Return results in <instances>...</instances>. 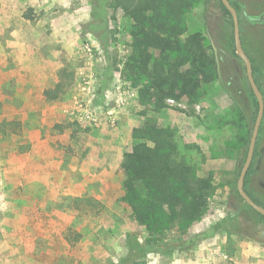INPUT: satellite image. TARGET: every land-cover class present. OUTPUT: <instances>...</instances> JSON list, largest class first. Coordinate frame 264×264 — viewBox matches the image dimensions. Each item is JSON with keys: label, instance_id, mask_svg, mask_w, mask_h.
<instances>
[{"label": "rangeland", "instance_id": "obj_1", "mask_svg": "<svg viewBox=\"0 0 264 264\" xmlns=\"http://www.w3.org/2000/svg\"><path fill=\"white\" fill-rule=\"evenodd\" d=\"M230 1L264 15V0ZM125 5L0 0V264H110L125 254L127 233L144 240L122 163L146 141L147 123L168 129L174 159L210 176L212 188L190 238L177 242L180 224L169 223L170 247L141 264H264V219L236 189L258 108L219 0H195L182 35L202 36L217 73L195 99H173L178 106L167 97L161 108L143 92L145 80L124 74L135 24ZM239 19L264 97V20ZM246 181L264 204V115ZM229 214L238 230L221 226Z\"/></svg>", "mask_w": 264, "mask_h": 264}, {"label": "trees", "instance_id": "obj_2", "mask_svg": "<svg viewBox=\"0 0 264 264\" xmlns=\"http://www.w3.org/2000/svg\"><path fill=\"white\" fill-rule=\"evenodd\" d=\"M123 1L125 9L135 20L133 54L129 57L124 74L129 79L145 80L143 92L152 97L149 101L157 104V108L164 107L167 97L195 99L201 85L217 73L215 59L208 52L202 36L193 33L182 38L185 13L195 0H118L120 3ZM219 2L220 11L231 28L230 44L234 45L232 15L221 0ZM231 4L240 17L246 19L244 7L237 1ZM153 52L156 54L153 55ZM249 90L254 96L250 85ZM57 91L58 88L52 91L45 89V99H54ZM255 104L258 108L257 100ZM142 133L146 141L135 145L124 156L122 168L126 178L123 185L126 202L149 233L144 240L134 233H127L125 254L110 264H141L149 252H159L162 246L170 247L172 243L164 240L169 223L180 224L182 233L177 242L190 238L188 228L202 219L207 209L211 177L199 178L190 166L174 159L176 147L168 129L147 123ZM252 199L263 205L256 198ZM257 214L264 219V216ZM220 224L231 232L239 229L240 222L237 215L229 214ZM79 237V233L75 234V238Z\"/></svg>", "mask_w": 264, "mask_h": 264}, {"label": "water", "instance_id": "obj_3", "mask_svg": "<svg viewBox=\"0 0 264 264\" xmlns=\"http://www.w3.org/2000/svg\"><path fill=\"white\" fill-rule=\"evenodd\" d=\"M221 2L224 4V6L229 10V12L232 15L233 19V35H234V45H235V52L236 55L243 61L244 66H245V71H246V76L248 79V82L250 84V87L254 93V96L257 100L258 103V109H257V114L251 134V138L249 141V146H248V151H247V156L245 159V162L240 170V174L237 180V190L241 197L247 202V204L253 208L257 213L261 214L264 216V207L257 204L254 202L250 196L246 193L244 190V180L246 173L248 171V168L250 166L253 153H254V148H255V143L256 139L258 136L259 132V127L263 118L264 114V99L263 95L255 81V78L253 76V67L250 58L247 56L246 52L244 51L242 41H241V33H240V24H239V16L237 13V10L235 7L230 3L229 0H221ZM249 20L256 21V22H261L264 19V16H258V17H252L248 16Z\"/></svg>", "mask_w": 264, "mask_h": 264}, {"label": "flooded vegetation", "instance_id": "obj_4", "mask_svg": "<svg viewBox=\"0 0 264 264\" xmlns=\"http://www.w3.org/2000/svg\"><path fill=\"white\" fill-rule=\"evenodd\" d=\"M230 1V0H229ZM232 2V1H231ZM230 2V3H231ZM243 12H244V15L246 16V21H248V22H255V23H260V22H256V21H252V20H249L248 19V16H251L252 14L250 13V11H248V10H246V9H244L243 10ZM238 13V12H237ZM238 16H239V13H238ZM261 16H264V15H261ZM252 17H254V16H252ZM264 20V19H263ZM262 20V21H263ZM261 21V22H262ZM239 24H240V19H239ZM249 25H252V24H249ZM240 33H241V30H240ZM241 37H242V34H241ZM241 41H242V39H241ZM242 45H243V43H242ZM234 47H235V45H234ZM244 48V47H243ZM245 51V50H244ZM246 52V51H245ZM248 56V55H247ZM249 57V56H248ZM249 83V82H248ZM250 85V84H249ZM259 87V86H258ZM261 91V90H260ZM261 93H262V91H261ZM263 95V94H262ZM263 99H264V97H263ZM264 115V114H263ZM263 119V118H262ZM261 123H262V121H261ZM260 126H261V124H260ZM259 129H260V127H259ZM258 134H259V132H258ZM258 137V136H257ZM256 141H257V139H256ZM249 146V145H248ZM255 146H256V143H255ZM254 150H255V148H254ZM247 151H248V149H247ZM246 156H247V152H246ZM253 157H254V153H253ZM253 157H252V160H251V163H250V166H249V168H248V171H247V173H246V176H245V180H244V190L246 191V193L250 196V198L252 199V198H255V197H253L250 193H249V191L246 189V185H247V181H246V179H247V175H248V173H249V170H250V167H251V164H252V161H253ZM245 159H246V157H245ZM244 162H245V160H244ZM244 164V163H243ZM243 166V165H242ZM242 168V167H241ZM241 170V169H240ZM240 174V173H239ZM239 177V176H238ZM256 186V185H255ZM236 189H237V184H236ZM237 193H238V195H239V197L240 198H242L241 197V195L239 194V192H238V190H237ZM243 199V198H242ZM244 200V199H243ZM253 200V199H252ZM258 200V199H257ZM245 201V200H244ZM254 202H256L255 200H253ZM259 201V200H258ZM246 202V201H245ZM261 202V201H260ZM257 203V202H256ZM262 203V202H261ZM246 204H247V202H246ZM258 204V203H257ZM259 205H261V204H259ZM264 205V204H263ZM263 205H261V206H263ZM264 207V206H263ZM253 209V208H252ZM254 210V209H253ZM255 211V210H254ZM263 216V215H262Z\"/></svg>", "mask_w": 264, "mask_h": 264}, {"label": "built area", "instance_id": "obj_5", "mask_svg": "<svg viewBox=\"0 0 264 264\" xmlns=\"http://www.w3.org/2000/svg\"><path fill=\"white\" fill-rule=\"evenodd\" d=\"M168 102L171 104V105H175L177 104L178 106L180 105L179 103H177L175 100L173 99H169Z\"/></svg>", "mask_w": 264, "mask_h": 264}]
</instances>
